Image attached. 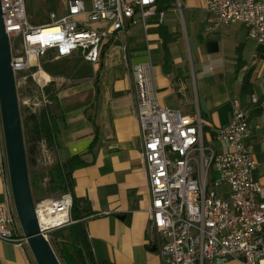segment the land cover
Returning a JSON list of instances; mask_svg holds the SVG:
<instances>
[{
	"label": "built area",
	"instance_id": "2783aa9c",
	"mask_svg": "<svg viewBox=\"0 0 264 264\" xmlns=\"http://www.w3.org/2000/svg\"><path fill=\"white\" fill-rule=\"evenodd\" d=\"M157 1L90 0L87 9L84 0H66L62 17L51 13V23L32 26L24 0H1L15 78L19 72L41 69L49 53L53 59L78 54L87 62H100L114 52L118 31L137 22L146 26L153 17L164 22L166 11L158 9ZM205 14L209 29L239 22L250 39L264 44V0H205ZM98 22L103 25L89 26ZM121 49L127 52V44ZM125 67L148 180L147 216L159 255L169 264H224L217 259L264 264V188L254 177L257 162L247 142L252 126L239 99L230 100L227 126L205 130L198 112L185 114L159 102L151 60H127ZM7 195L0 202V240L28 246L10 186ZM72 202L63 193L34 203L47 239L74 222ZM49 216L48 222L42 220Z\"/></svg>",
	"mask_w": 264,
	"mask_h": 264
},
{
	"label": "crops",
	"instance_id": "0c3cea01",
	"mask_svg": "<svg viewBox=\"0 0 264 264\" xmlns=\"http://www.w3.org/2000/svg\"><path fill=\"white\" fill-rule=\"evenodd\" d=\"M64 4L66 10V0ZM179 4L180 16L176 8L160 9L157 3L158 9L166 11L163 23L153 17L146 26L137 22L118 31L110 56L95 64L84 60L97 67L87 93L75 102L60 100L58 105L61 144L54 149L55 157L59 162L79 158L72 173L73 192L86 215V234L97 264H169L158 253L148 221L150 194L127 60H151L159 102L185 114L198 112L205 130L227 126L230 100L239 99L252 126L247 142L257 162L254 177L264 188V44L250 39L239 22L209 29L205 0H179ZM122 43L127 44L125 53ZM73 56L80 57H69ZM246 74L252 90L241 95ZM40 77L49 76L42 72ZM213 146L220 148L216 141ZM8 186L0 121V202L8 199ZM216 262L242 264L233 259ZM0 264L34 261L28 246L0 240Z\"/></svg>",
	"mask_w": 264,
	"mask_h": 264
},
{
	"label": "rangeland",
	"instance_id": "374dc122",
	"mask_svg": "<svg viewBox=\"0 0 264 264\" xmlns=\"http://www.w3.org/2000/svg\"><path fill=\"white\" fill-rule=\"evenodd\" d=\"M24 1L27 19L32 26L51 23L50 14L52 12L55 13L56 19L66 13L64 8L65 0ZM157 3L160 9L176 8L179 16L181 15L179 7L180 4L181 7L183 6L182 3L179 4V0H158ZM182 11L185 20H187L186 12L184 9ZM100 24L99 22L92 23L89 26L97 28ZM89 68L93 70V74H91ZM96 68L93 64L86 63L78 56L53 59L49 55L41 60V69L33 68L29 71L19 72L16 75V92L22 123L30 190L34 203L41 198L59 197L63 192L60 190L50 191L48 189L49 173L57 159L55 150L49 147L45 140H38L35 136L32 130V115L38 116L42 109L48 108L49 113L57 116L59 114L58 105L60 100L75 102L77 97L80 96L82 98L88 91L87 85L94 82L97 75ZM42 72L49 76L47 79H50V81L40 77ZM51 233L48 235V242L59 263L64 264L55 247ZM34 264H36L35 261Z\"/></svg>",
	"mask_w": 264,
	"mask_h": 264
},
{
	"label": "water",
	"instance_id": "95a60500",
	"mask_svg": "<svg viewBox=\"0 0 264 264\" xmlns=\"http://www.w3.org/2000/svg\"><path fill=\"white\" fill-rule=\"evenodd\" d=\"M0 121L13 204L21 230L36 264H60L37 221L23 140L22 123L11 66L8 35L0 0Z\"/></svg>",
	"mask_w": 264,
	"mask_h": 264
},
{
	"label": "trees",
	"instance_id": "16d2710c",
	"mask_svg": "<svg viewBox=\"0 0 264 264\" xmlns=\"http://www.w3.org/2000/svg\"><path fill=\"white\" fill-rule=\"evenodd\" d=\"M251 90L248 74H246L240 94H249ZM49 112L48 108H45L40 111L38 116L32 115V130L38 140L44 139L49 147L55 149L61 144L59 128L56 116ZM77 160H79L78 157L72 156L65 161H57L49 173L48 189L50 191L60 190L63 193L71 194L73 201L71 217L74 220L72 224L53 231L51 237L64 264H97L86 234L84 222L86 215L80 211V201L73 192L74 179L72 173L74 167L78 164ZM78 162L81 163L82 160Z\"/></svg>",
	"mask_w": 264,
	"mask_h": 264
},
{
	"label": "bare ground",
	"instance_id": "6f19581e",
	"mask_svg": "<svg viewBox=\"0 0 264 264\" xmlns=\"http://www.w3.org/2000/svg\"><path fill=\"white\" fill-rule=\"evenodd\" d=\"M50 219H51V217L49 216V217L43 218L42 220H44V222H48Z\"/></svg>",
	"mask_w": 264,
	"mask_h": 264
}]
</instances>
